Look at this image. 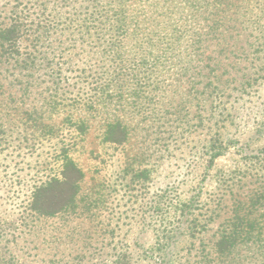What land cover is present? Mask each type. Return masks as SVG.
Returning a JSON list of instances; mask_svg holds the SVG:
<instances>
[{
	"label": "rangeland",
	"instance_id": "374dc122",
	"mask_svg": "<svg viewBox=\"0 0 264 264\" xmlns=\"http://www.w3.org/2000/svg\"><path fill=\"white\" fill-rule=\"evenodd\" d=\"M106 3L0 0V30L25 28L0 43V264H264V0L202 57L144 23V0L150 40L112 47ZM66 154L84 177L48 215ZM241 221L250 242L220 253Z\"/></svg>",
	"mask_w": 264,
	"mask_h": 264
},
{
	"label": "trees",
	"instance_id": "16d2710c",
	"mask_svg": "<svg viewBox=\"0 0 264 264\" xmlns=\"http://www.w3.org/2000/svg\"><path fill=\"white\" fill-rule=\"evenodd\" d=\"M131 0H109L105 6L113 8L117 22L114 27V37L117 45L112 47L118 49L126 42L135 39L138 42L144 43L150 40L149 33H139L138 27L141 24L139 16L134 13L130 4ZM250 0H144L147 6V14L149 16L143 17L144 23L150 22L162 28L161 39L167 40L170 46H185L193 48L196 51L195 56L202 57L203 50L206 46L216 42L218 46L227 41V31L232 29L231 21H234L235 14L243 13L247 8ZM263 0H252L254 2H261ZM203 12V13H202ZM200 14V15H199ZM198 21H201L199 23ZM25 31L21 19L13 20L11 25L0 30V43L4 47L7 45L10 48L16 49L23 45ZM113 57L120 59L121 62L126 61L125 53L122 55L119 50H112ZM165 57L166 53L159 55ZM120 80V79H119ZM127 138V129L121 124L112 125L108 130V139L114 143H121ZM63 175L62 179L52 178L47 185L41 189L42 195L45 197L50 195L51 202L54 200H61L60 195L67 194L69 200L66 203L58 204L52 203L48 207V215H56L60 212L70 209V204L74 202V195L79 189L80 182L84 177L81 169L75 162L67 156L63 158ZM47 194V195H46ZM58 204V205H57ZM241 217H238L239 219ZM243 222L235 224V233L229 237H224L218 242V249L220 253L225 251L231 252L240 243H249V233L241 229ZM163 250V249H162Z\"/></svg>",
	"mask_w": 264,
	"mask_h": 264
}]
</instances>
